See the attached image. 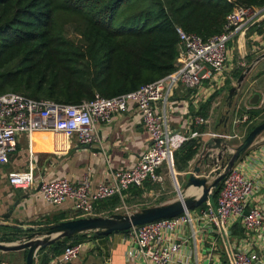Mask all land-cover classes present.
<instances>
[{
	"label": "crops",
	"instance_id": "0c3cea01",
	"mask_svg": "<svg viewBox=\"0 0 264 264\" xmlns=\"http://www.w3.org/2000/svg\"><path fill=\"white\" fill-rule=\"evenodd\" d=\"M259 26H261L259 31L249 33L250 29H247L228 44L222 77L203 81L192 91L180 85L174 89L166 103L162 102L156 107L157 114H163L166 110L167 126L183 134H188L189 128L192 130L191 121L194 117L199 116L207 121L204 125L193 127V130L201 133L198 139L200 148L188 167L177 173L184 188L195 158L210 139L207 134L219 133L236 137L237 124L240 123L241 117L246 115L249 117L250 112L264 107L262 92L264 91V58H262L255 63L242 83V89L232 107L226 132L223 131L222 123H219L228 90L237 81L234 72L238 68L243 72L264 54V20ZM256 93L260 94V99L257 105L252 106L249 101ZM262 100L263 104L260 106ZM246 125L251 126V122ZM149 143V134L142 125L141 116L134 103H128L124 112L115 114L110 124L100 126L96 141L90 146L79 145L77 138L68 133L38 132L33 135L32 148L29 152L27 137L19 134L16 149L9 156L8 163L0 165V236L11 235L8 234L7 228L23 226L45 228L57 222L82 218L71 200L59 205L47 204L39 191V183L42 180L49 182L56 179L77 183L88 176L92 187H96L108 178L110 169L114 171L132 169ZM233 166L244 172L254 183V193L249 206L264 204V132ZM31 168L34 174L32 188L16 189L8 184L9 175L26 173ZM162 171L165 172L164 168ZM212 171L213 168L210 169L208 177L210 181L215 175ZM174 176L172 178L175 179ZM166 180L164 179L161 184L146 182L140 188L131 187L124 192L123 200L112 197L98 203L92 217L121 214L123 209L137 207L142 200L167 197L170 193L165 190ZM197 212L198 209H195L190 215L195 217ZM57 218L62 220L55 221ZM200 223L193 220L184 226L181 233L186 238L190 237L188 243L192 245V259L189 264H231L234 252L253 248L249 245L254 242L252 234L244 231L239 219L224 229L213 226L201 229ZM193 232H196L195 237L192 236ZM80 238L82 248L78 258L70 264H142L139 261L132 263L126 261L125 255L130 242L124 233L108 235L100 239H93L86 233ZM255 251L264 257V248L260 250L256 248ZM7 254L0 251V260L4 261ZM17 254L22 258L19 264H25L26 251H19ZM59 256L53 255L49 246L36 257L34 264H55ZM2 261L0 264H5Z\"/></svg>",
	"mask_w": 264,
	"mask_h": 264
},
{
	"label": "built area",
	"instance_id": "2783aa9c",
	"mask_svg": "<svg viewBox=\"0 0 264 264\" xmlns=\"http://www.w3.org/2000/svg\"><path fill=\"white\" fill-rule=\"evenodd\" d=\"M263 20L264 7L236 6L227 14L223 31L205 40L177 27L179 44L176 69L153 83L114 98L96 95L89 101L68 105L44 99L35 100L12 92L1 94L0 165L8 163L9 156L16 149L19 134L27 137L29 152L33 135L38 132L68 133L77 138L79 145L90 146L96 141L100 126L110 124L115 114L124 112L128 103H134L142 125L149 134L150 143L132 169H110L108 178L96 187H92L88 176L77 183L66 179L49 182L42 180L39 191L47 204L59 205L71 200L79 215L91 217L98 203L112 197L123 200L124 192L131 187L140 188L146 182L163 183L165 172L162 168L173 177L174 152L188 140L199 139L201 133L193 130V127L204 125L207 121L199 116L194 117L191 121L192 130L189 128L188 134H183L167 126L166 110L163 114H157V105L166 103L174 89L180 85L192 91L203 81L222 77L228 43ZM262 104L263 100L260 106ZM247 120L248 116H243L240 123ZM207 135L227 140L235 137L219 133ZM7 181L12 188H32V168L26 173L9 175ZM253 193V181L233 166L221 182L216 203L212 204L208 200L204 208L198 209L195 217L188 212L169 220L135 227L124 233L130 242L125 255L126 261H139L142 264H189L192 259V245L188 243L190 237L186 238L181 234L186 224L196 220L201 222V229L211 226L224 229L239 219L244 231L252 234L254 242L249 245L253 248L234 252L231 264H264V257L255 251L256 248H264V204L250 207L249 201ZM195 234L193 232L192 236L195 237ZM81 248V243L67 245L56 258L55 264H70L78 258Z\"/></svg>",
	"mask_w": 264,
	"mask_h": 264
},
{
	"label": "trees",
	"instance_id": "16d2710c",
	"mask_svg": "<svg viewBox=\"0 0 264 264\" xmlns=\"http://www.w3.org/2000/svg\"><path fill=\"white\" fill-rule=\"evenodd\" d=\"M236 6L264 7V0H0V95L76 105L96 95L109 99L133 92L176 69L177 27L205 40L223 31ZM263 111L250 112L248 119ZM199 148L198 139L185 142L173 154L174 169L185 170ZM7 232L0 242L21 235L15 228ZM85 234L51 245L53 255L80 244Z\"/></svg>",
	"mask_w": 264,
	"mask_h": 264
},
{
	"label": "water",
	"instance_id": "95a60500",
	"mask_svg": "<svg viewBox=\"0 0 264 264\" xmlns=\"http://www.w3.org/2000/svg\"><path fill=\"white\" fill-rule=\"evenodd\" d=\"M264 58V54L252 62L239 75L236 84L228 90L224 101V112L219 123H222L224 132L230 118L232 107L242 83L256 62ZM260 94H253L249 104L257 105ZM264 132V121L256 125L236 147H231L224 137L210 138L202 151L195 158L193 169L185 185V190L190 187L200 189L199 194L187 195L186 191L179 193L175 200L158 206L141 209L132 214H113L109 217H82L54 223L45 228L13 227L21 231L18 243L0 242V251L3 253L26 251L25 264H34L47 247L82 233H93L96 236L122 234L132 228L151 224L161 220L176 218L191 212L211 199L213 192L219 187L228 170L254 143L256 138ZM213 168L214 178L208 180L210 169ZM222 170V172H220ZM211 173V174H212ZM14 241V242H16Z\"/></svg>",
	"mask_w": 264,
	"mask_h": 264
},
{
	"label": "rangeland",
	"instance_id": "374dc122",
	"mask_svg": "<svg viewBox=\"0 0 264 264\" xmlns=\"http://www.w3.org/2000/svg\"><path fill=\"white\" fill-rule=\"evenodd\" d=\"M232 42H233V40H231L228 44H231ZM241 89H242V86H241ZM262 92L264 94V91H262ZM238 95H239V93H238ZM224 110H225V108L223 109V112H224ZM230 117H231V114H230ZM229 120H230V118H229ZM263 120H264V111L259 113L257 115V117H255V119L254 118L252 120L248 119L244 123H239L238 128L236 129V137L229 142L231 147L238 146L246 137L247 129L250 126V125H246V124H250V122H251V125H253V124L259 123ZM228 123H229V121H228ZM221 125H219V126H221ZM261 135L258 136V138H260ZM258 138H256V141ZM173 173L175 175L174 177H175L176 181L174 178H172V176L168 173V171H165L164 177H165V180L166 179L167 180L165 181L166 185H164V186H165V190L169 191V193H170L167 197H163V198L159 197V199H156V200H150V199L142 200L137 207H130V208L127 207L126 209H123L121 214H132V213L137 212V211L144 209V208L158 206L160 204L168 203V202H171L172 200H175L178 197V191L185 192L186 190L184 189V187H182L181 178H180L179 174H177L178 172H176V170L174 169V166H173ZM188 235H189V233H187V236ZM13 243H18V241L13 242ZM17 253L18 252H9L6 255V258H4V261L0 260V262L2 261L5 264H19L21 262L22 258H19L18 257L19 254H17Z\"/></svg>",
	"mask_w": 264,
	"mask_h": 264
},
{
	"label": "bare ground",
	"instance_id": "6f19581e",
	"mask_svg": "<svg viewBox=\"0 0 264 264\" xmlns=\"http://www.w3.org/2000/svg\"><path fill=\"white\" fill-rule=\"evenodd\" d=\"M200 192H201L200 189H196V188H193V187H190L189 189L186 190V194L187 195L199 194ZM179 193L182 194L181 191H179Z\"/></svg>",
	"mask_w": 264,
	"mask_h": 264
}]
</instances>
